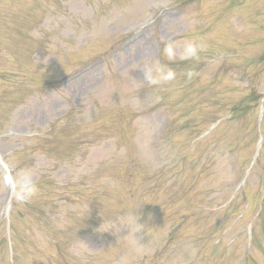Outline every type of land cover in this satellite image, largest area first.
Wrapping results in <instances>:
<instances>
[{"label": "rangeland", "instance_id": "rangeland-1", "mask_svg": "<svg viewBox=\"0 0 264 264\" xmlns=\"http://www.w3.org/2000/svg\"><path fill=\"white\" fill-rule=\"evenodd\" d=\"M134 1L0 0V154L15 186L39 189L18 206L16 264H242L250 225L245 264H264V112L246 97L264 95V0ZM189 39L207 45L181 61L206 65L190 82L142 80L137 67L169 63L165 42ZM8 194L0 183V209Z\"/></svg>", "mask_w": 264, "mask_h": 264}, {"label": "clouds", "instance_id": "clouds-1", "mask_svg": "<svg viewBox=\"0 0 264 264\" xmlns=\"http://www.w3.org/2000/svg\"><path fill=\"white\" fill-rule=\"evenodd\" d=\"M207 45L203 41L189 39L179 47L172 41H167L164 44L162 53L169 63H161L159 60L152 64L143 67H137L142 73V80L149 86H166L173 82L177 77V72L170 67L171 63L176 61L197 60L199 53L205 52ZM187 81H191L196 73L192 69H187L182 72ZM36 183L28 176H23L16 181V187L11 190L10 195L18 202H27L32 197L38 194ZM138 224V223H137ZM140 229H137L138 232Z\"/></svg>", "mask_w": 264, "mask_h": 264}]
</instances>
